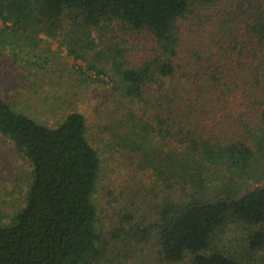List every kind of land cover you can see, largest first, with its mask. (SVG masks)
I'll list each match as a JSON object with an SVG mask.
<instances>
[{
  "label": "trees",
  "instance_id": "obj_1",
  "mask_svg": "<svg viewBox=\"0 0 264 264\" xmlns=\"http://www.w3.org/2000/svg\"><path fill=\"white\" fill-rule=\"evenodd\" d=\"M0 21L1 46L92 51L138 112L103 222L85 115L44 126L0 97V134L32 167L0 264H123L151 242L167 264H264V0H0Z\"/></svg>",
  "mask_w": 264,
  "mask_h": 264
},
{
  "label": "rangeland",
  "instance_id": "obj_2",
  "mask_svg": "<svg viewBox=\"0 0 264 264\" xmlns=\"http://www.w3.org/2000/svg\"><path fill=\"white\" fill-rule=\"evenodd\" d=\"M4 27L0 21V29ZM8 41L9 45H0V97L44 126H55L72 112L85 115L88 138L103 159L94 202L105 222L112 211L108 191L123 182L116 170L118 144L134 135L136 106L117 89L119 79L110 66L98 63L92 51H87L85 60L78 59L60 40L45 34L29 41ZM90 62L102 66L104 72L98 75L90 69ZM31 172L25 156L0 134V223H9L25 206ZM119 260L123 264H167L152 242L134 248L129 260ZM179 264H193L192 258Z\"/></svg>",
  "mask_w": 264,
  "mask_h": 264
}]
</instances>
